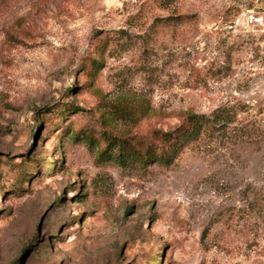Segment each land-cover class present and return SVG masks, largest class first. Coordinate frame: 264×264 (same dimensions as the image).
<instances>
[{"label":"rangeland","instance_id":"1","mask_svg":"<svg viewBox=\"0 0 264 264\" xmlns=\"http://www.w3.org/2000/svg\"><path fill=\"white\" fill-rule=\"evenodd\" d=\"M250 13L264 0H0V264H264ZM190 115L169 164L145 158Z\"/></svg>","mask_w":264,"mask_h":264},{"label":"trees","instance_id":"2","mask_svg":"<svg viewBox=\"0 0 264 264\" xmlns=\"http://www.w3.org/2000/svg\"><path fill=\"white\" fill-rule=\"evenodd\" d=\"M204 121L194 115H190L188 117V125L187 128H178L174 133L169 134H160L159 137L161 140H163L165 143H167V150L162 151L161 154L157 158H153L156 156V154L146 152L145 158L149 159L151 157V160H157L159 159L161 163L167 165L170 163V157L169 153L174 152L177 148L181 147L186 141L189 140L192 136L196 135L201 128ZM123 144L120 143L118 145H115L117 147L122 146ZM135 149V148H134ZM131 150V153L134 155L135 159L144 160L143 155L140 154V152H135ZM130 152V150H129ZM148 157V158H147Z\"/></svg>","mask_w":264,"mask_h":264},{"label":"built area","instance_id":"3","mask_svg":"<svg viewBox=\"0 0 264 264\" xmlns=\"http://www.w3.org/2000/svg\"><path fill=\"white\" fill-rule=\"evenodd\" d=\"M247 21L252 26L263 29L264 28V16L259 14L250 13L246 16Z\"/></svg>","mask_w":264,"mask_h":264}]
</instances>
